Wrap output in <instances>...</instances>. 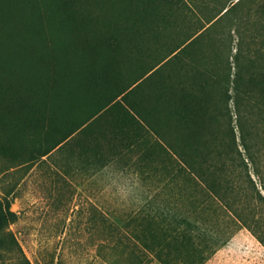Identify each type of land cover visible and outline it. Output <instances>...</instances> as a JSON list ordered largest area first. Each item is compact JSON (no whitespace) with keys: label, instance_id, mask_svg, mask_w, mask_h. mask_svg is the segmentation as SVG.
I'll return each instance as SVG.
<instances>
[{"label":"trees","instance_id":"obj_1","mask_svg":"<svg viewBox=\"0 0 264 264\" xmlns=\"http://www.w3.org/2000/svg\"><path fill=\"white\" fill-rule=\"evenodd\" d=\"M156 3L0 0V264L22 250L8 229L17 172L66 148L106 166L147 139L179 193L111 226L116 240L101 249L131 264H226L221 252L241 234L264 249V0H227L128 78L120 30L128 14L152 23Z\"/></svg>","mask_w":264,"mask_h":264},{"label":"rangeland","instance_id":"obj_2","mask_svg":"<svg viewBox=\"0 0 264 264\" xmlns=\"http://www.w3.org/2000/svg\"><path fill=\"white\" fill-rule=\"evenodd\" d=\"M156 2L158 12L150 19L152 23L128 14V28L120 30V39L130 49L128 78L133 75L132 67L145 70L155 64L188 34L206 24L227 0ZM99 17L104 18V12ZM223 26L230 35V21ZM216 34V30H211L205 40L215 38ZM168 67H176V60ZM145 144L140 156L150 146L154 153L124 172L112 168L104 175L87 170L71 148L43 157L25 175L23 171L17 172L21 180L13 210L19 217L8 229L22 250L8 256L7 264H131V260L111 247L101 249L104 241L116 240L110 227H124L131 214L144 213L150 206L158 205L159 202H151L153 198L180 190L168 173L163 147L153 139H147ZM220 258L226 264H264V249L248 234H241L221 252ZM150 264L161 263L154 260Z\"/></svg>","mask_w":264,"mask_h":264},{"label":"crops","instance_id":"obj_3","mask_svg":"<svg viewBox=\"0 0 264 264\" xmlns=\"http://www.w3.org/2000/svg\"><path fill=\"white\" fill-rule=\"evenodd\" d=\"M141 153L142 148L140 146L135 147L134 150L130 151L127 155L117 158L115 161L106 166H102L101 163L95 162L93 159L89 158L79 157V162L82 166L87 168V170H92L93 172L99 174L104 173L105 175L110 173L113 170L112 168L116 169L117 171L124 172V170H128V167H132L133 165L139 166L141 163ZM99 179L101 178L99 177Z\"/></svg>","mask_w":264,"mask_h":264}]
</instances>
